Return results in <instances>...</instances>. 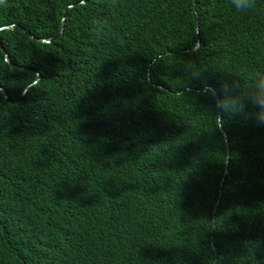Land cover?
I'll return each mask as SVG.
<instances>
[{"label": "trees", "instance_id": "trees-1", "mask_svg": "<svg viewBox=\"0 0 264 264\" xmlns=\"http://www.w3.org/2000/svg\"><path fill=\"white\" fill-rule=\"evenodd\" d=\"M82 1L0 5V264H264V126L207 95L264 71V0Z\"/></svg>", "mask_w": 264, "mask_h": 264}, {"label": "clouds", "instance_id": "clouds-1", "mask_svg": "<svg viewBox=\"0 0 264 264\" xmlns=\"http://www.w3.org/2000/svg\"><path fill=\"white\" fill-rule=\"evenodd\" d=\"M229 2L230 5L239 13H247L256 7V0H229ZM81 3L86 2L84 0ZM3 4H6V0H0V5ZM74 6L75 5H70L65 9V11L67 10V15L68 10L74 8ZM61 22H63V18H61ZM5 27L9 28L3 29ZM9 29H20V27L16 25L4 26L0 28V31ZM28 33L29 32H26L27 35ZM29 34L33 36L31 33ZM33 37L34 38H31L42 42V40H52L55 36L49 39H38L35 36ZM51 42L47 44H50ZM5 54L8 56L7 53ZM7 62H10V60ZM184 71L185 74L191 79L198 80L201 79L202 74L205 71V67L202 64H197L192 61H186L184 65ZM207 95L210 96L214 108L213 128L222 130L224 125L226 124V118L230 119L241 116L246 117L249 114V108L253 110L251 112V115L254 118L255 123L258 126H264V71H257L249 76L246 86L242 83V77L232 76V79L226 80L221 84L219 90L212 88L211 92L207 93Z\"/></svg>", "mask_w": 264, "mask_h": 264}, {"label": "water", "instance_id": "water-1", "mask_svg": "<svg viewBox=\"0 0 264 264\" xmlns=\"http://www.w3.org/2000/svg\"><path fill=\"white\" fill-rule=\"evenodd\" d=\"M87 1H88V0H85V2H87ZM66 17H67V10H66L65 13H64V16H63V22H61V27H60L59 33H58L53 39H55V38H57L58 36H60L61 34H63V31H64V25H65V21H66ZM6 28H9V27H5V28H3V29H6ZM28 35L31 36L29 33H28ZM31 37L34 38L33 36H31ZM53 39H52V40H53ZM52 40H42V42H44V43H49V42H51ZM6 59H7V61H9L7 55H6ZM37 73H38V78H37V80L34 82V84L37 83L38 81H40V79H41V74H40L39 72H37ZM27 90H28V89H26V90L24 91L23 94H25V93L27 92ZM0 91H1L2 93H4V94L6 95V97H7L10 101H12V102H16V101L20 100V98H21L22 95H23V94H22L18 99L13 100V99H11V98L8 96L7 92H6L1 86H0Z\"/></svg>", "mask_w": 264, "mask_h": 264}, {"label": "rangeland", "instance_id": "rangeland-1", "mask_svg": "<svg viewBox=\"0 0 264 264\" xmlns=\"http://www.w3.org/2000/svg\"><path fill=\"white\" fill-rule=\"evenodd\" d=\"M23 93H24V92H23ZM25 94H26V93H25ZM21 95H22V94H21ZM21 95H20V96H21ZM23 95H24V94H23ZM23 95H22V96H23ZM16 99H18V98H16ZM20 99H21V98H20ZM13 100H15V99H13ZM18 101H19V100H18ZM11 102H12V101H11ZM16 102H17V101H16ZM14 103H15V102H14Z\"/></svg>", "mask_w": 264, "mask_h": 264}]
</instances>
